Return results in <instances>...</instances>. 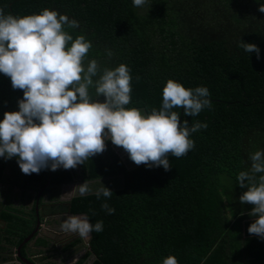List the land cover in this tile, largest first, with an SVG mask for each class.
Segmentation results:
<instances>
[{
    "label": "trees",
    "instance_id": "16d2710c",
    "mask_svg": "<svg viewBox=\"0 0 264 264\" xmlns=\"http://www.w3.org/2000/svg\"><path fill=\"white\" fill-rule=\"evenodd\" d=\"M262 4L264 0H148L134 7L133 0H0L6 15L24 17L48 9L76 20L78 28L65 25L64 30L73 40L83 35L91 42L84 66L97 61L100 72L94 80L105 68L124 64L130 70L128 109L145 115L159 110L169 79L189 89L208 88L211 101V108L195 117L172 109L181 124L187 120L191 128L199 121L208 127L190 135L195 146L185 156L169 154V171L137 166L110 140L102 154L75 169L50 172L49 167L25 175L18 157H0V185L8 192L0 196V251L19 247L35 229L33 194L47 193L48 186L59 192L77 180L86 181L90 192L73 197L69 213L85 215L93 225L103 221V231H93L87 244L80 238L65 248L84 250L77 264H163L169 256L178 264H264V239L248 232L256 217L249 215L252 205L239 202L247 188L237 181L241 171H250V156L264 152ZM241 41L255 44L259 58L246 53ZM89 91L93 101L104 102L94 88ZM22 99L23 92L0 73V121L5 112L19 111ZM256 175L258 180L264 173ZM103 186L113 193L110 198L97 197ZM57 195L51 191L52 199ZM104 203L115 209L113 214L101 207ZM29 245L48 249L45 239L34 236L21 248L27 259ZM49 258L39 261L52 264Z\"/></svg>",
    "mask_w": 264,
    "mask_h": 264
},
{
    "label": "clouds",
    "instance_id": "9594fccd",
    "mask_svg": "<svg viewBox=\"0 0 264 264\" xmlns=\"http://www.w3.org/2000/svg\"><path fill=\"white\" fill-rule=\"evenodd\" d=\"M148 0H133L134 7H143ZM264 13V4L259 8ZM79 27L76 20L44 9L38 15L14 17L0 9V73L9 77L14 90L23 92L18 102L19 111L5 112L0 121V157L12 159L25 175L39 174L42 169H75L86 160L106 150V140L122 148L137 166L163 167L171 170L169 154L185 156L194 148L189 137L207 123L180 122V114L172 111L182 108L184 115L195 117L204 108H211L206 87L185 88L169 79L163 88V102L159 110L153 108L145 115L137 108L125 106L131 102L130 70L124 64L114 70L105 68L99 75L96 60L84 66V58L92 48L83 35L74 40L64 30ZM69 42L71 46L69 47ZM246 53L257 54L255 44L241 41ZM111 56V52L108 53ZM139 80V77H137ZM104 102L93 101L90 89ZM250 171L237 176L241 188H247L239 202L252 205L250 216L256 217L248 228L251 235L264 239V152L250 156ZM246 182V183H245ZM78 190L84 196L90 192L85 181ZM97 197L110 198L106 187L96 192ZM108 214L114 213L107 203L101 205ZM65 234L89 239L90 234L103 231V221L94 225L86 217L69 216L60 225ZM73 260L72 264H77ZM163 264H178L174 256Z\"/></svg>",
    "mask_w": 264,
    "mask_h": 264
},
{
    "label": "flooded vegetation",
    "instance_id": "af4514ba",
    "mask_svg": "<svg viewBox=\"0 0 264 264\" xmlns=\"http://www.w3.org/2000/svg\"><path fill=\"white\" fill-rule=\"evenodd\" d=\"M81 181H74L73 183L67 184L59 189V192L53 189L52 187H47V193H44V189L41 194H33L31 198V204L37 202V212L38 218L40 220V225L36 233V238H43L48 242V249L43 250L36 248L35 246H27L28 257L30 262L33 264H43L39 261V258L45 255H49V263L52 264H72L73 260H79L84 253V250H77L71 248L70 250H65L70 243L75 239H80L78 235L65 234L61 229L60 225L64 222L65 219L71 215L69 213V202L70 200L78 195V190L73 193L72 191L82 185ZM65 189H69L66 192ZM39 191V192H40ZM51 191L55 192L57 197L55 199L51 198ZM7 186L0 185V196L6 195ZM40 196V197H39ZM52 208L54 211H51ZM82 217L81 215H77ZM37 223V222H36ZM82 239V238H81ZM84 240V239H83ZM85 242V240H84ZM17 248L7 249L5 251H0V264H24L17 258ZM41 251V252H40ZM43 251V253H42ZM40 252L38 255L32 256V253ZM25 258V257H24Z\"/></svg>",
    "mask_w": 264,
    "mask_h": 264
},
{
    "label": "water",
    "instance_id": "95a60500",
    "mask_svg": "<svg viewBox=\"0 0 264 264\" xmlns=\"http://www.w3.org/2000/svg\"><path fill=\"white\" fill-rule=\"evenodd\" d=\"M50 172H51V169H50ZM49 181H50V180L47 181V185L49 184ZM47 185H46V186H47ZM41 193H42V191L39 192V194H41ZM37 202H38V201H37ZM37 202H36V216H37V223H36L35 229L33 230V232H32L28 237H26V238L23 240V242L20 244V246L17 247V249H16V252H17V258H18L21 262H23L24 264H33L32 262H30L29 260H27L26 258H24V257L21 255V248H22L25 244H27L31 239H33L34 236L36 235L37 231H38V228H39V225H40V220H39V218H38ZM76 216H77V215H76ZM81 216H82V217H86L85 215H81ZM86 218H87V217H86ZM90 238H91V234H90ZM90 238H89V239H90ZM84 240H85V239H84ZM85 242H86V244L88 243L87 240H85Z\"/></svg>",
    "mask_w": 264,
    "mask_h": 264
},
{
    "label": "rangeland",
    "instance_id": "374dc122",
    "mask_svg": "<svg viewBox=\"0 0 264 264\" xmlns=\"http://www.w3.org/2000/svg\"><path fill=\"white\" fill-rule=\"evenodd\" d=\"M6 186V185H5ZM69 191V189H66V191H65V196H66V192H68ZM85 240H87V239H85Z\"/></svg>",
    "mask_w": 264,
    "mask_h": 264
},
{
    "label": "crops",
    "instance_id": "0c3cea01",
    "mask_svg": "<svg viewBox=\"0 0 264 264\" xmlns=\"http://www.w3.org/2000/svg\"><path fill=\"white\" fill-rule=\"evenodd\" d=\"M65 191H66V189H65ZM65 191H64V192H65Z\"/></svg>",
    "mask_w": 264,
    "mask_h": 264
},
{
    "label": "bare ground",
    "instance_id": "6f19581e",
    "mask_svg": "<svg viewBox=\"0 0 264 264\" xmlns=\"http://www.w3.org/2000/svg\"><path fill=\"white\" fill-rule=\"evenodd\" d=\"M40 197V196H39Z\"/></svg>",
    "mask_w": 264,
    "mask_h": 264
}]
</instances>
